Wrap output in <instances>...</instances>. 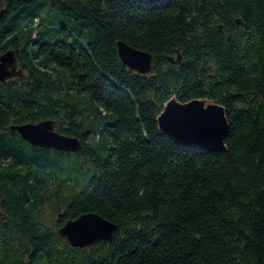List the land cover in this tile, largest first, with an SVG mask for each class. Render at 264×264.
<instances>
[{
  "label": "trees",
  "instance_id": "16d2710c",
  "mask_svg": "<svg viewBox=\"0 0 264 264\" xmlns=\"http://www.w3.org/2000/svg\"><path fill=\"white\" fill-rule=\"evenodd\" d=\"M0 13V53L24 73L0 83V264H264V0H0ZM117 40L150 52L151 72L128 69ZM173 94L224 106L223 150L158 130ZM48 118L79 154L9 128ZM86 212L117 230L72 248L57 229Z\"/></svg>",
  "mask_w": 264,
  "mask_h": 264
},
{
  "label": "water",
  "instance_id": "95a60500",
  "mask_svg": "<svg viewBox=\"0 0 264 264\" xmlns=\"http://www.w3.org/2000/svg\"><path fill=\"white\" fill-rule=\"evenodd\" d=\"M1 16V13H0ZM236 23L240 20L236 19ZM221 26L219 25V29ZM116 51L120 61L130 70L139 74H149L152 70L150 52L135 48L123 40L116 41ZM170 61L182 66L179 53ZM13 49L0 53V83L13 78H23ZM158 130L178 143L195 145L209 151L225 148L224 140L228 131V121L223 105L208 98H192L180 101L175 94L167 99L156 116ZM11 130L30 144L42 148L79 154L83 145L75 136L66 135L55 129V120L42 119L37 122L11 124ZM58 213L55 223L59 224ZM117 230V225L95 212H86L60 224L58 234L72 248H86L96 241L107 242Z\"/></svg>",
  "mask_w": 264,
  "mask_h": 264
},
{
  "label": "rangeland",
  "instance_id": "374dc122",
  "mask_svg": "<svg viewBox=\"0 0 264 264\" xmlns=\"http://www.w3.org/2000/svg\"><path fill=\"white\" fill-rule=\"evenodd\" d=\"M97 141H99L101 143V138L100 139H97ZM56 217H57V215L54 216L53 219H55Z\"/></svg>",
  "mask_w": 264,
  "mask_h": 264
},
{
  "label": "flooded vegetation",
  "instance_id": "af4514ba",
  "mask_svg": "<svg viewBox=\"0 0 264 264\" xmlns=\"http://www.w3.org/2000/svg\"><path fill=\"white\" fill-rule=\"evenodd\" d=\"M14 79V78H13Z\"/></svg>",
  "mask_w": 264,
  "mask_h": 264
}]
</instances>
